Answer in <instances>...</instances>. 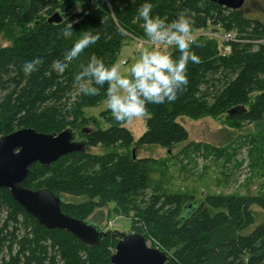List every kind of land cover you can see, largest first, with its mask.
Returning <instances> with one entry per match:
<instances>
[{"label":"trees","instance_id":"1","mask_svg":"<svg viewBox=\"0 0 264 264\" xmlns=\"http://www.w3.org/2000/svg\"><path fill=\"white\" fill-rule=\"evenodd\" d=\"M144 2L0 0V34L10 26L31 27L14 47H0V137L24 128L60 133L84 126V109L104 99L107 85L99 95L85 96L75 77L91 55L110 66L126 40H148L137 12ZM150 2L151 15L165 24L184 14L194 21L191 35L206 33L189 41L199 63L187 65L188 84L174 102L146 105V132L137 141L125 127L127 123L108 116L107 129H83L89 130L81 135L88 142L87 152L70 154L49 168L33 164L23 186L62 193L63 211L81 220H89L96 207L108 202H116L126 215L137 213L147 231L142 234L146 241L150 234L162 245L159 250L173 252L172 257L167 253L168 264H264V221L258 222L251 210L253 205L264 210V196L210 195L202 206L186 204L193 197L168 195L153 187L150 168L157 160L116 152L90 153L96 147L171 150L189 140L179 122L184 117L264 123V24L210 0ZM78 5L83 6L81 12L63 18ZM55 14L60 15L58 23L49 21ZM68 22H75L73 35L64 38L60 32ZM84 31L99 39L64 72H57L53 62L63 59ZM231 32L235 40L227 43L230 51L223 54L226 44L211 35ZM168 51L173 58L179 56L175 46ZM36 58L42 63L25 75L22 65ZM238 107L246 111L228 114ZM67 197L89 201L74 202ZM119 239L118 234H111L101 245L89 247L66 231L47 230L14 201L8 189L0 188V251L8 250L4 264H112Z\"/></svg>","mask_w":264,"mask_h":264},{"label":"rangeland","instance_id":"2","mask_svg":"<svg viewBox=\"0 0 264 264\" xmlns=\"http://www.w3.org/2000/svg\"><path fill=\"white\" fill-rule=\"evenodd\" d=\"M82 10L83 6L78 5L63 18ZM241 12L248 18L264 24V0H248ZM30 28L10 26L4 29L0 34V47H14L18 39ZM226 34L228 33L224 35ZM144 49L151 50L150 47H143L137 51V44L131 38L124 42L115 62L119 64L122 75H128L126 69L139 58ZM160 50L168 53L169 47L162 46ZM110 113L105 96L96 106L84 109L83 117L87 119V123L73 130L80 136L84 128L90 131L107 129L109 127L107 117L112 116ZM146 120L145 115L125 125L135 141L146 132ZM179 122L187 130L189 140L171 150L158 146L140 148L133 146L127 149L96 147L90 148V153L103 156L116 152L131 156L135 150L137 159L157 160V164L150 168L153 187L164 194L193 197V200L186 204L197 202L202 206L206 197L210 195L247 198L264 196V123L228 122L220 117H204L197 120L184 117L179 119ZM151 192L152 189L148 191V198ZM70 200L89 201L87 198ZM95 201L101 202L99 199ZM251 210L258 222L264 221L263 209L253 205ZM88 219L91 223L100 224L106 232L118 231L126 235L144 232L147 234L137 213L132 211L126 215L116 202L96 207ZM157 241L149 234V241L146 242L148 246L159 249L162 245ZM167 253L172 257L173 252ZM4 259L5 262L8 259V250L0 251V264H4Z\"/></svg>","mask_w":264,"mask_h":264},{"label":"clouds","instance_id":"3","mask_svg":"<svg viewBox=\"0 0 264 264\" xmlns=\"http://www.w3.org/2000/svg\"><path fill=\"white\" fill-rule=\"evenodd\" d=\"M151 10L150 0H145L137 9L138 18L143 21L145 36L153 45H163L165 48L175 46L179 52L177 58L162 50L144 49L139 58L126 69L128 75H122L119 64L106 66L102 59L93 54L75 77L79 90L85 96H97L101 88L107 85V108L118 123H131L133 119L145 116L148 104L174 102L177 93L188 84L187 65L189 62L199 63V57L190 51L189 45L194 21L180 14L172 23L165 24L159 16H152ZM74 23L68 22L60 35L71 37ZM98 39V35L84 31L81 38L66 50L63 59L53 62L54 69L64 72L72 61ZM40 63L42 61L39 58L26 61L22 71L30 75Z\"/></svg>","mask_w":264,"mask_h":264},{"label":"water","instance_id":"4","mask_svg":"<svg viewBox=\"0 0 264 264\" xmlns=\"http://www.w3.org/2000/svg\"><path fill=\"white\" fill-rule=\"evenodd\" d=\"M210 1L224 8L241 10L248 0ZM49 21L60 22V15L55 14ZM245 111L244 107H238L228 114L233 116ZM88 132L85 129L81 135ZM81 135L71 128L60 133H40L33 128H24L0 137V188L8 189L14 201L45 229L66 231L89 247L99 246L109 235L118 234L120 239L111 257L112 264H168L167 253L148 246L142 234L106 232L97 223L65 213L62 193L23 186L33 164L49 168L70 154L87 152L88 142ZM132 155L136 159L135 150Z\"/></svg>","mask_w":264,"mask_h":264},{"label":"built area","instance_id":"5","mask_svg":"<svg viewBox=\"0 0 264 264\" xmlns=\"http://www.w3.org/2000/svg\"><path fill=\"white\" fill-rule=\"evenodd\" d=\"M204 35H206V33H204V32H201L198 35H191L190 41L192 42L193 39H195L196 37H201V36H204ZM211 36H214L215 38L223 41L222 43L226 44L225 46H223L224 47L223 51H222L223 54L228 53L230 51V45H228L227 43H231L232 41L235 40V35L232 34V33H228V34H226L224 36L223 35L219 36L217 34H213ZM221 36H223V37H221ZM133 39L135 40V42L137 44V51L140 48H143V47H150L151 50L152 49L160 50L161 47L163 46V45H159V46L153 45L148 40H142V39H137V38H133Z\"/></svg>","mask_w":264,"mask_h":264},{"label":"crops","instance_id":"6","mask_svg":"<svg viewBox=\"0 0 264 264\" xmlns=\"http://www.w3.org/2000/svg\"><path fill=\"white\" fill-rule=\"evenodd\" d=\"M124 62V61H123Z\"/></svg>","mask_w":264,"mask_h":264}]
</instances>
